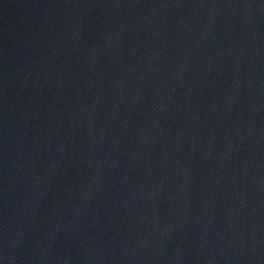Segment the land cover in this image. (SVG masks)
<instances>
[{"label":"water","instance_id":"water-1","mask_svg":"<svg viewBox=\"0 0 264 264\" xmlns=\"http://www.w3.org/2000/svg\"><path fill=\"white\" fill-rule=\"evenodd\" d=\"M0 264H264V0H0Z\"/></svg>","mask_w":264,"mask_h":264}]
</instances>
